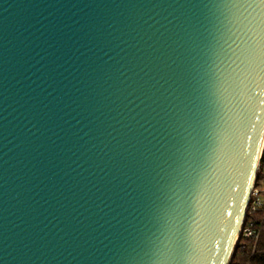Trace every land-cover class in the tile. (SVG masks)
Returning a JSON list of instances; mask_svg holds the SVG:
<instances>
[{
  "label": "water",
  "instance_id": "water-1",
  "mask_svg": "<svg viewBox=\"0 0 264 264\" xmlns=\"http://www.w3.org/2000/svg\"><path fill=\"white\" fill-rule=\"evenodd\" d=\"M257 57L248 0H0V264H230Z\"/></svg>",
  "mask_w": 264,
  "mask_h": 264
},
{
  "label": "built area",
  "instance_id": "built-area-1",
  "mask_svg": "<svg viewBox=\"0 0 264 264\" xmlns=\"http://www.w3.org/2000/svg\"><path fill=\"white\" fill-rule=\"evenodd\" d=\"M264 228V140L257 168V179L247 209L246 221L240 232L235 252L253 256L259 247ZM234 252V254H235ZM230 264H233L232 261Z\"/></svg>",
  "mask_w": 264,
  "mask_h": 264
},
{
  "label": "snow or ice",
  "instance_id": "snow-or-ice-1",
  "mask_svg": "<svg viewBox=\"0 0 264 264\" xmlns=\"http://www.w3.org/2000/svg\"><path fill=\"white\" fill-rule=\"evenodd\" d=\"M248 2L250 4H255L258 7L264 8V0H248ZM248 76L250 77V82L252 84H255L256 86L264 85V69L260 68L259 57H257L256 66L248 74ZM246 78H248V77H246ZM225 133H226V131H224V130H221L218 132V139H219V143L221 145H223ZM204 191H205V189H204L203 185L202 184L198 185V197L200 199L203 198ZM228 214L231 215V212H229Z\"/></svg>",
  "mask_w": 264,
  "mask_h": 264
},
{
  "label": "trees",
  "instance_id": "trees-1",
  "mask_svg": "<svg viewBox=\"0 0 264 264\" xmlns=\"http://www.w3.org/2000/svg\"><path fill=\"white\" fill-rule=\"evenodd\" d=\"M232 263L233 264H264V228L257 252L253 256L245 255L244 257H241L239 256L238 251H236L233 256Z\"/></svg>",
  "mask_w": 264,
  "mask_h": 264
}]
</instances>
